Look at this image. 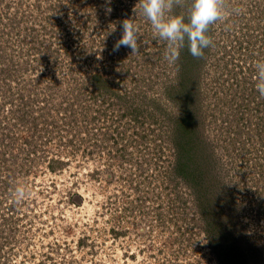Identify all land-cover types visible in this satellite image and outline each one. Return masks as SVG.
I'll return each instance as SVG.
<instances>
[{"label": "rangeland", "instance_id": "rangeland-1", "mask_svg": "<svg viewBox=\"0 0 264 264\" xmlns=\"http://www.w3.org/2000/svg\"><path fill=\"white\" fill-rule=\"evenodd\" d=\"M219 4L169 63L142 0H0V264H264V0Z\"/></svg>", "mask_w": 264, "mask_h": 264}, {"label": "clouds", "instance_id": "clouds-1", "mask_svg": "<svg viewBox=\"0 0 264 264\" xmlns=\"http://www.w3.org/2000/svg\"><path fill=\"white\" fill-rule=\"evenodd\" d=\"M168 0H142V11L151 22L154 31L160 39L167 42L165 52L169 63H174L179 57V47L185 42L192 56L201 57L203 49L212 43L207 35L209 26L222 18V9L219 0H193L188 19L175 15L165 18V9ZM122 35L115 42L114 50L120 47L137 50V27L129 19L122 21ZM255 88L261 96H264V62L256 64ZM16 193L23 195V187H17ZM206 242L204 239H200Z\"/></svg>", "mask_w": 264, "mask_h": 264}, {"label": "built area", "instance_id": "built-area-1", "mask_svg": "<svg viewBox=\"0 0 264 264\" xmlns=\"http://www.w3.org/2000/svg\"><path fill=\"white\" fill-rule=\"evenodd\" d=\"M104 7V10L105 9H108L109 8V10H110V7H108V6H106V5H104L103 6ZM106 12H108V11H106ZM110 12V11H109ZM108 12V13H109ZM110 14V13H109ZM155 32V31H154ZM156 33V32H155ZM263 35H264V31H263V33H262ZM117 52V55H120V56H125L126 54L127 55H129V56H131V53H129V50L128 49H122V50H118V51H116ZM255 59H257V58H255ZM257 62V61H256ZM251 66H253V65H251ZM255 66V65H254ZM253 68V67H252ZM250 74H253L254 75V79L256 78V76H257V74L256 73H250ZM253 79V80H254ZM254 85H252V87L253 88H255V83L254 82H252ZM256 89V88H255Z\"/></svg>", "mask_w": 264, "mask_h": 264}, {"label": "trees", "instance_id": "trees-1", "mask_svg": "<svg viewBox=\"0 0 264 264\" xmlns=\"http://www.w3.org/2000/svg\"><path fill=\"white\" fill-rule=\"evenodd\" d=\"M256 73H257V72H256ZM253 85H254V84H253ZM237 113H239V111H238ZM241 113H242V112H241ZM241 113H240V114H241ZM245 114H246V113H245ZM245 114L242 113V116H243V117L246 116ZM247 114H248V113H247ZM245 118H246V117H245ZM258 160H260V162H263L261 157H259ZM261 174H262V176H264V175H263L264 173H261ZM258 176H260V172L256 173V177H258ZM257 191H258V190H257ZM253 193H254V192H253ZM258 193H259V192H258Z\"/></svg>", "mask_w": 264, "mask_h": 264}]
</instances>
